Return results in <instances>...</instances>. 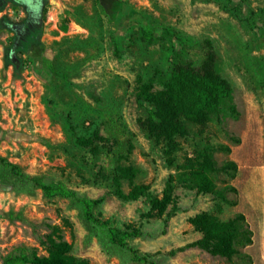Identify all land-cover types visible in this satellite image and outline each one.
I'll return each mask as SVG.
<instances>
[{
	"label": "rangeland",
	"instance_id": "1",
	"mask_svg": "<svg viewBox=\"0 0 264 264\" xmlns=\"http://www.w3.org/2000/svg\"><path fill=\"white\" fill-rule=\"evenodd\" d=\"M119 7L109 19L98 0H46L41 28L16 62L8 58L13 38L0 26V157L26 176L0 164V264L48 257L52 242L65 243L73 263L138 264L130 248L156 264H264V0H119ZM174 67L211 68L231 94L219 115L184 122L185 134L168 143L148 131L155 107L142 92L164 94ZM205 150L218 168L237 166L210 174L211 193L189 177ZM125 168L148 195L127 199ZM27 178L104 198L95 215L140 235L127 248L111 244L80 204L47 198ZM236 214L251 239L235 243L238 254L193 245L204 236L197 217L225 222Z\"/></svg>",
	"mask_w": 264,
	"mask_h": 264
},
{
	"label": "trees",
	"instance_id": "2",
	"mask_svg": "<svg viewBox=\"0 0 264 264\" xmlns=\"http://www.w3.org/2000/svg\"><path fill=\"white\" fill-rule=\"evenodd\" d=\"M98 3L109 19H114L120 11L119 0H98ZM8 58H10L9 55ZM163 88L164 94L153 93L146 88L142 92V98L146 102L152 103L155 107V112L147 123L149 124L147 127L148 131L155 139H163L168 143L172 142L173 137L185 134L184 122L204 125L209 115H219L222 106L230 99L231 94L228 83L211 68H204L203 73L198 74L188 67H174L168 80L164 82ZM220 151L229 154L230 148L222 146L220 147ZM0 164L8 168L12 174L23 176L18 166L6 162L1 157ZM188 169L192 182L202 191L211 193L215 191L216 186L211 180L210 174L216 172H235L237 166L233 161H227L222 167L218 168L212 155L208 150H205L201 156L190 164ZM124 173L130 185H132L126 196L127 199H136L140 195H148L146 188L133 186L132 181L136 173L133 168H125ZM27 179L38 187L47 198L60 197L74 200L80 204L84 220L88 224L102 229L111 244L127 248V240L140 235L138 232L130 233L113 228L108 222L101 221L95 215V210L103 204L104 198H78L75 192L66 189L61 184L47 185L40 178ZM226 189L231 190V188ZM219 195L222 197L223 194L219 193ZM168 199V196H164L156 204L161 209H164ZM193 223L204 235L202 240L193 245L199 246L212 255L231 258L233 255L238 254L235 248L236 242L242 247L251 243L250 232L248 230H239L241 226L246 225L242 214H236L225 222H220L206 215L199 216ZM237 238L239 241H236ZM65 246V243L52 242L51 252L48 257H34L33 259L23 257L21 261L27 264H84L73 263L71 260L65 258L63 256ZM128 249L133 262L138 264H156L149 255L139 254L130 248ZM7 263L8 260H6L5 264Z\"/></svg>",
	"mask_w": 264,
	"mask_h": 264
},
{
	"label": "flooded vegetation",
	"instance_id": "3",
	"mask_svg": "<svg viewBox=\"0 0 264 264\" xmlns=\"http://www.w3.org/2000/svg\"><path fill=\"white\" fill-rule=\"evenodd\" d=\"M45 2L46 0H30V3L26 0H0V26L13 38L8 49L12 62H16L15 55L19 47L39 32ZM14 13H18V18L11 19Z\"/></svg>",
	"mask_w": 264,
	"mask_h": 264
},
{
	"label": "clouds",
	"instance_id": "4",
	"mask_svg": "<svg viewBox=\"0 0 264 264\" xmlns=\"http://www.w3.org/2000/svg\"><path fill=\"white\" fill-rule=\"evenodd\" d=\"M26 2L30 3V0H26Z\"/></svg>",
	"mask_w": 264,
	"mask_h": 264
}]
</instances>
